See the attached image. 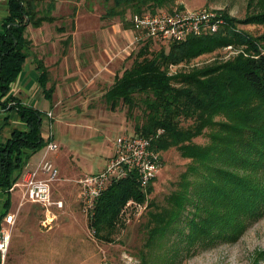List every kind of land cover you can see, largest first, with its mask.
I'll list each match as a JSON object with an SVG mask.
<instances>
[{"label":"trees","instance_id":"1","mask_svg":"<svg viewBox=\"0 0 264 264\" xmlns=\"http://www.w3.org/2000/svg\"><path fill=\"white\" fill-rule=\"evenodd\" d=\"M175 1L114 0L108 13L123 16L128 7L134 13L163 10ZM57 2L8 0V16L2 22L0 110L14 109L24 125L0 143V191L7 195L6 205L31 156L52 140L43 135L45 113L12 95L11 87L32 54L27 28L54 22ZM258 2L259 8L246 18L224 13V24L216 32L169 40L168 49L155 51L150 46L156 40H145L131 67L106 91L111 108L122 102L132 112L141 101L144 117L136 123L135 134L153 137L152 147L161 152L178 149L190 163L161 205L149 200L154 185L143 188L135 171L114 181L88 215L96 239L113 242L128 203H148L143 264H176L181 255L187 258L198 250L235 242L264 215V36L236 27L264 23V0ZM227 45L243 48L231 59L170 71ZM35 63L43 93L52 99L55 85L49 86V67L42 58L35 57ZM188 120L192 123L183 126ZM207 128L212 129L209 142H194ZM155 247L165 248L155 254ZM1 258L0 254V264ZM260 260L264 250L257 251L252 264Z\"/></svg>","mask_w":264,"mask_h":264},{"label":"rangeland","instance_id":"2","mask_svg":"<svg viewBox=\"0 0 264 264\" xmlns=\"http://www.w3.org/2000/svg\"><path fill=\"white\" fill-rule=\"evenodd\" d=\"M248 3L249 0H176L164 10L214 8L223 19L225 13L241 20L249 15V11L259 8L257 0L251 5ZM114 5V0H58L53 11L56 17L54 22H46L40 29L32 25L28 27L36 32V44L32 45L31 57H42L49 64V86L54 84L55 90L51 101L44 97L42 90L38 94L35 91L28 92L29 97L25 91L21 98L41 110L51 107V133L59 146L51 156L59 154L55 164L60 170V179L54 182L57 186L52 189V200L60 201L62 205L51 206L55 218L50 227L43 225L46 213L44 215L38 207L37 218H29L25 222V227H30L28 231L31 235L13 236L10 250L5 259L1 258V264L145 262L140 254L146 250L148 235L144 223L148 203L137 205L135 203L138 202H129L114 241H100L89 227L78 183V179L85 174L103 170L115 153L118 137L135 134L136 123L144 117L145 107L141 101L129 112L122 102L116 108H111L105 98L106 91L116 78L131 67L145 41L136 40L137 34L129 21L130 15L134 13L132 8L128 7L127 11L124 8L126 12L123 16H112L108 10ZM236 27L254 37L264 36V23H237ZM28 32L27 29L26 34ZM230 46V49L224 46L202 55L189 64L172 66L170 71L174 73L214 60L231 59L243 48ZM150 47L155 51L161 47L168 49V40H156ZM47 121L49 118L45 115L44 131ZM191 123L188 120L182 124L187 127ZM211 132V128L205 129L194 142L208 143ZM161 158V168L153 183L154 191L149 197V200L153 199L159 205L164 204L165 197L176 188L180 175L190 163V159L183 157L176 148L162 151ZM164 248L155 247V254H162ZM260 250H264V215L235 242L198 250L187 258L181 255L176 264H252ZM258 264H264V260Z\"/></svg>","mask_w":264,"mask_h":264},{"label":"built area","instance_id":"3","mask_svg":"<svg viewBox=\"0 0 264 264\" xmlns=\"http://www.w3.org/2000/svg\"><path fill=\"white\" fill-rule=\"evenodd\" d=\"M129 21L137 34L138 41L147 39L183 41L192 35L216 32L224 24L223 17L214 8L144 11L133 13ZM230 47L227 45L224 48L230 49ZM51 114L50 112L48 115ZM152 139L153 137L138 134L118 137L115 153L108 159L105 168L96 173L85 174L78 179L83 209L88 215L93 214L96 199L114 181L126 177L131 171L136 172L143 188L155 182L162 158L161 151L152 147ZM58 148L56 142H49L37 167L25 169L20 177L21 181L15 182L10 189L21 186L24 201L37 202L44 207L47 214L43 225L46 227H50L55 218L51 206L62 205V202L52 200V185L60 179V170L49 158V154L56 152ZM4 222L8 225L0 226V246H2L0 254L5 259L11 243L16 214L8 212L4 216Z\"/></svg>","mask_w":264,"mask_h":264},{"label":"crops","instance_id":"4","mask_svg":"<svg viewBox=\"0 0 264 264\" xmlns=\"http://www.w3.org/2000/svg\"><path fill=\"white\" fill-rule=\"evenodd\" d=\"M7 16H8V0H0V30L2 29V22L5 20V18ZM49 23H51V22H49ZM40 27H37V29H40ZM27 29L29 31L27 36H29V38H31L33 40V45H35L36 44V34H35L36 32L34 33V31H31V30H35V29H30V28H27ZM38 58H42V57H38ZM46 65L49 67L50 79H51V67L47 63H46ZM38 78H39V71L36 69L35 57L30 56L27 59V61L25 62L23 70L20 73L19 77L13 83V85L11 87L12 95L16 96L23 103L38 108L33 103H29L27 100H23L21 98L22 95H25V94H23L25 91H26V94L28 97H29L28 92L31 93L32 91H35L38 94L40 92L39 90H42V93H43V88L40 85ZM29 86H31V88L27 89V87H29ZM15 89H16V91H14ZM44 97H45V95H44ZM48 100L51 101L52 99H48ZM39 110H41V109H39ZM41 111H43L45 113L44 116L46 115L49 118V121H47V129L48 130L47 129L45 131L43 130V135H44V137L50 138L53 140L54 135L51 133V116L48 115L51 112V107L46 108V109L41 110ZM14 129H24V125H23L22 121L20 120L17 112L12 108L0 110V143L6 142L8 140V138L11 136L12 131ZM42 129H43V126H42ZM53 141L55 142V140H53ZM44 148L35 152L31 156V158L28 161L27 165L25 166L24 170L25 169H34L35 167H37L38 163H40V161L42 160V157L44 154ZM53 153H55V152H52L49 154V158L55 163V159H57V157H59V154H56V157H52L51 154H53ZM37 154H40V156ZM19 181H21L20 178H19ZM56 186H57V184L54 183L52 186V189H55ZM10 191H11L10 202L8 205H6L7 195L4 193V191H0V216L3 213L7 214L8 212L16 214V222H15V225L13 227L12 237L14 236V238H16V237H18V235H20V236L31 235L30 231H28V229L30 227L26 228L25 222L29 218H32V220L37 218V212H39L38 207H40V209H42V211L44 212V215H45V213L47 214V212L45 211L44 207L40 203L32 202V201H26V200L24 201L23 200V188L21 186L15 187L13 190H10ZM14 192L17 195L14 196ZM5 215H3L1 224L8 225L4 222V216ZM32 232L34 233V231H32ZM35 232H36V234H39L38 231H35ZM11 240H12V238H11ZM10 246H11V243H10ZM10 246H9V250H10Z\"/></svg>","mask_w":264,"mask_h":264},{"label":"snow or ice","instance_id":"5","mask_svg":"<svg viewBox=\"0 0 264 264\" xmlns=\"http://www.w3.org/2000/svg\"><path fill=\"white\" fill-rule=\"evenodd\" d=\"M0 247H2V246H0Z\"/></svg>","mask_w":264,"mask_h":264}]
</instances>
